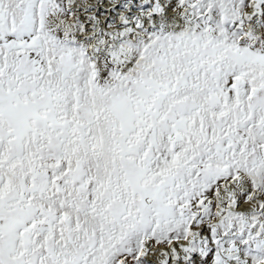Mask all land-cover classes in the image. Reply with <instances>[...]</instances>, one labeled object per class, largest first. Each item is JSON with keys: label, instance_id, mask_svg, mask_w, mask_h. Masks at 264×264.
<instances>
[{"label": "snow or ice", "instance_id": "1", "mask_svg": "<svg viewBox=\"0 0 264 264\" xmlns=\"http://www.w3.org/2000/svg\"><path fill=\"white\" fill-rule=\"evenodd\" d=\"M0 264H264V0H0Z\"/></svg>", "mask_w": 264, "mask_h": 264}]
</instances>
